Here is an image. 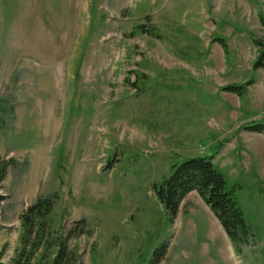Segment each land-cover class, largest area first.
I'll use <instances>...</instances> for the list:
<instances>
[{
	"label": "rangeland",
	"instance_id": "374dc122",
	"mask_svg": "<svg viewBox=\"0 0 264 264\" xmlns=\"http://www.w3.org/2000/svg\"><path fill=\"white\" fill-rule=\"evenodd\" d=\"M261 49L264 0H0V263L51 197L31 264L58 236L70 264H264ZM194 156L242 209L236 248L195 190L173 220L154 196Z\"/></svg>",
	"mask_w": 264,
	"mask_h": 264
},
{
	"label": "trees",
	"instance_id": "16d2710c",
	"mask_svg": "<svg viewBox=\"0 0 264 264\" xmlns=\"http://www.w3.org/2000/svg\"><path fill=\"white\" fill-rule=\"evenodd\" d=\"M219 44L225 51L224 43L219 41ZM263 62L264 49H261L253 67L261 66ZM229 88L236 87L229 86ZM7 164L8 161H0V180ZM190 190H195L209 208L234 248L238 240L241 241L244 236L251 235L242 209L233 195V190L225 188L224 177L212 165L211 157H187L172 165L169 175L153 186L154 196L163 206L170 220H173L176 215L180 199ZM51 207V197H37L19 214L20 230L18 246L12 258L13 264H31L32 253L38 250L42 242L51 239L46 234ZM66 240L67 238L64 237L56 238L55 252L49 264H70L72 262L73 255L66 248ZM157 262V257H154L151 264Z\"/></svg>",
	"mask_w": 264,
	"mask_h": 264
}]
</instances>
